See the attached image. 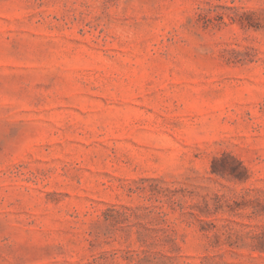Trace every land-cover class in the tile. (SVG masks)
Segmentation results:
<instances>
[{
	"label": "rangeland",
	"instance_id": "1",
	"mask_svg": "<svg viewBox=\"0 0 264 264\" xmlns=\"http://www.w3.org/2000/svg\"><path fill=\"white\" fill-rule=\"evenodd\" d=\"M0 264H264V0H0Z\"/></svg>",
	"mask_w": 264,
	"mask_h": 264
}]
</instances>
